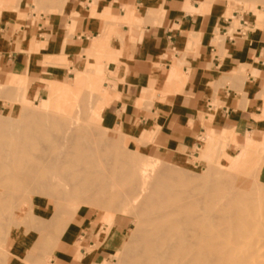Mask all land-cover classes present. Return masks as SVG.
<instances>
[{
	"label": "crops",
	"instance_id": "obj_1",
	"mask_svg": "<svg viewBox=\"0 0 264 264\" xmlns=\"http://www.w3.org/2000/svg\"><path fill=\"white\" fill-rule=\"evenodd\" d=\"M232 7L229 0H0V85L19 76L31 98L42 99L44 78L62 79L101 38L103 53L114 56L105 128L165 161L184 157L205 130L246 139L264 132V119L254 118L264 116V12ZM86 213L72 218L45 264L107 257L110 244ZM36 239L24 234L13 250L24 255ZM11 263L22 258L14 254Z\"/></svg>",
	"mask_w": 264,
	"mask_h": 264
},
{
	"label": "bare ground",
	"instance_id": "obj_2",
	"mask_svg": "<svg viewBox=\"0 0 264 264\" xmlns=\"http://www.w3.org/2000/svg\"><path fill=\"white\" fill-rule=\"evenodd\" d=\"M81 79L74 77L75 82ZM41 118L27 111L6 125L0 119V181L8 183V197L23 193L30 198L38 195L55 200L47 219L35 223L31 211L18 218L19 225L29 222L37 232L35 244L26 254L13 250L22 264L36 256L47 262L75 214L83 205L95 204L102 208L123 205L120 212L130 208L138 218L136 239L126 249L122 264H264V223L256 226L247 222L244 211L248 205L230 198L238 187L227 185L224 176L214 182L216 187L226 189L224 193L180 190L174 186V179L165 177L166 171L158 169L154 176L157 168L147 159L115 158L100 163L95 157L100 153L101 138L94 140L89 127L71 121L65 127L60 119ZM78 138L95 144L75 145ZM42 203L49 204L46 199ZM4 251L0 264H12Z\"/></svg>",
	"mask_w": 264,
	"mask_h": 264
},
{
	"label": "rangeland",
	"instance_id": "obj_3",
	"mask_svg": "<svg viewBox=\"0 0 264 264\" xmlns=\"http://www.w3.org/2000/svg\"><path fill=\"white\" fill-rule=\"evenodd\" d=\"M229 1L232 2V8L240 10L241 13L254 10L256 15V12L262 14L257 8L263 9L264 12V0ZM228 16L232 17V14L229 13ZM263 19L264 17L259 20ZM236 26H239V22L237 19H233L232 30ZM105 43L104 39H95L92 48L86 51L87 59L69 69V73L66 72L62 79L44 78L46 85L43 86L45 95L42 99L31 98L27 92L25 78L16 76L12 83L0 85V97L3 99L0 102V119L6 125L9 120L19 119L24 112L29 111L40 114L43 121L60 119L65 123V127H69L70 121L79 126L89 127L93 132L91 134L94 140L101 138L100 153L95 157L100 163H103L105 159L111 161L115 158L131 161L141 160L139 162L147 159V161H152L157 168L154 176L159 173L160 169V171H166L165 177L174 179V186L180 190L202 193V190L213 189L212 194L218 193V191L224 193L226 189L221 186L216 187L214 183L220 176H224L227 185L238 187L234 194L230 195V198L232 196L235 199L233 201L248 205V210L244 211L247 222L250 224L254 222L256 226L259 222L264 223V132L253 131L248 133L245 139L238 135L236 130H227L224 133H222V129H216V131L212 129L208 132L205 130L184 157L174 161H165L150 156L145 149L138 147L137 143H130L119 131L107 129L102 124V112L112 98L109 87V84L112 83L110 81L112 73L109 71L108 63L110 59L114 58L112 51L103 53ZM77 75L83 80L75 82L74 77ZM254 118L262 120L264 116L254 115ZM142 139L143 137L139 140ZM114 140L119 142L116 143ZM139 140L135 142H141ZM79 143L95 144V141L78 138L75 140V145H80ZM209 179L211 180L209 181ZM7 185L8 183L5 181H0V195L3 194V200L0 202V253L5 250L3 253L8 258V263H11L14 255L13 248L20 238L28 233L37 234L29 222L19 225L18 218L25 217L27 211L33 212L35 208L37 211L39 209L47 211L42 215V219H47L55 208V200L51 197L45 198L38 195H32L30 198L27 197L30 196L29 194L22 195L23 193H18L16 198L12 199L8 197ZM45 199L49 202L48 205L42 203ZM24 201L27 203L25 204ZM95 205H83L78 213L87 212L86 215L92 218V223H96L100 227L97 234L102 235L106 243L110 244L105 246L107 257L100 264H122L126 257V249L136 239L134 235L139 226L137 225L138 218L132 214L130 208L127 212H120L119 208L123 205H116L112 208ZM38 220L33 216V222L36 223ZM116 224L120 231L117 236L114 232ZM26 227H29L30 230L27 231ZM2 246L4 249L1 248ZM37 257L35 264H42L39 261H43L45 264L47 259ZM31 262L34 264L33 260L27 263L31 264Z\"/></svg>",
	"mask_w": 264,
	"mask_h": 264
}]
</instances>
